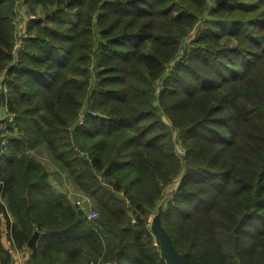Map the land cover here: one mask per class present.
Returning <instances> with one entry per match:
<instances>
[{
    "label": "trees",
    "instance_id": "16d2710c",
    "mask_svg": "<svg viewBox=\"0 0 264 264\" xmlns=\"http://www.w3.org/2000/svg\"><path fill=\"white\" fill-rule=\"evenodd\" d=\"M0 72V264H264V0H0Z\"/></svg>",
    "mask_w": 264,
    "mask_h": 264
},
{
    "label": "water",
    "instance_id": "95a60500",
    "mask_svg": "<svg viewBox=\"0 0 264 264\" xmlns=\"http://www.w3.org/2000/svg\"><path fill=\"white\" fill-rule=\"evenodd\" d=\"M222 0H216V2H220ZM0 103H1V94H0ZM72 140L73 144L75 145L76 148L79 150H83L81 145L78 143L74 131H72ZM78 213L80 215L84 214V211L80 208L77 209ZM161 214V206H158L157 213L151 218L150 222V228L152 229L154 236L156 238V242L160 247V250L162 252V255L164 256L166 263L167 264H186L185 262V254L179 253L164 227L161 225L159 221V216ZM38 237L37 231L34 229L29 241H28V246L29 247H34L36 239Z\"/></svg>",
    "mask_w": 264,
    "mask_h": 264
},
{
    "label": "built area",
    "instance_id": "2783aa9c",
    "mask_svg": "<svg viewBox=\"0 0 264 264\" xmlns=\"http://www.w3.org/2000/svg\"><path fill=\"white\" fill-rule=\"evenodd\" d=\"M24 7L25 6L22 4V1H20L18 6H17V13L20 14V10H23L24 18H23L22 24L19 21L18 33L22 32L24 30V21L27 19V15H26V12L24 10ZM19 18L21 19V16ZM20 46H21V39L19 38L15 42V44L13 45V52L16 53L17 50L20 48ZM3 90H4V93L7 91L6 86H3ZM3 102H4V97H1L0 112H3L2 120L4 118H7L9 121H12V115H9L8 113H6L7 108ZM73 202L77 208H80L84 211L83 215H85V218L87 220H91L98 215L97 210L92 207V202H91V199L89 197L82 195V194H77V197Z\"/></svg>",
    "mask_w": 264,
    "mask_h": 264
},
{
    "label": "rangeland",
    "instance_id": "374dc122",
    "mask_svg": "<svg viewBox=\"0 0 264 264\" xmlns=\"http://www.w3.org/2000/svg\"><path fill=\"white\" fill-rule=\"evenodd\" d=\"M21 14V15H20ZM20 14L19 13H16L15 15L19 18L20 16H21V19L19 18V21H21V24H22V22H23V18H24V15H23V10H20ZM192 36H193V34H191V36H190V39L189 40H191L192 39ZM188 40V41H189ZM4 77H5V74L3 73V72H0V94H1V97H3V94H4V90H3V86H5V84L3 83V79H4ZM2 117H3V112H0V129L2 130V128H3V126H4V124H6V123H4L3 122V120H2ZM13 122V121H12ZM1 130H0V132H1ZM1 135V134H0ZM43 156L42 158H40V156ZM38 158L40 159V161H42L44 164H46L47 166H50V165H48V162H47V159H46V157H45V154L44 153H41V154H38ZM52 167H54V165H53V163H52ZM53 178V179H52ZM50 180H51V182H52V186H53V189L56 191V193H58L59 192V195H61V194H64L63 193V191L62 190H68L67 191V193H68V197H67V200H72V201H74L75 199H76V197H77V194L76 193H74L73 192V190H71V187H70V185L67 183V181L64 183L63 182V180L61 179V182H60V179H58L57 177H54V176H51V178H50ZM176 179L173 181V182H175L176 183ZM174 183V184H175ZM63 185V186H62ZM67 186V187H66ZM168 191H166V189H165V195H163V198H162V200H161V203H162V201L164 200V198L166 197V196H168ZM65 195V194H64ZM159 206H161V204L159 205ZM162 207V206H161ZM95 209V208H94ZM157 212H155V213H152L151 215H150V218H149V221L151 222V218L156 214ZM98 216V215H97Z\"/></svg>",
    "mask_w": 264,
    "mask_h": 264
},
{
    "label": "crops",
    "instance_id": "0c3cea01",
    "mask_svg": "<svg viewBox=\"0 0 264 264\" xmlns=\"http://www.w3.org/2000/svg\"><path fill=\"white\" fill-rule=\"evenodd\" d=\"M24 10H25V7H24ZM50 170H55V169H53V168H51L50 167ZM52 172V171H51ZM51 176H54V177H57L58 178V176L55 174V173H53V174H50V178H51ZM53 179V178H52ZM59 179V178H58ZM61 182V181H60ZM66 182V180H64V183ZM62 183V182H61ZM63 186V185H62ZM67 187V186H66ZM63 192L65 191V190H62ZM59 193V192H58ZM64 194L65 195H62L61 194V196H64L65 197V199H66V201H69V202H71V203H73V201L72 200H67V197L69 196L68 195V193L67 192H64ZM60 196V197H61ZM62 198V197H61ZM1 240H2V242L7 246V245H11L10 244V241L8 240V239H6V235L5 234H3L2 236H1ZM13 252V254H14V263L13 264H23V261H24V258H25V254L23 253V252H21V251H18V250H14V251H12Z\"/></svg>",
    "mask_w": 264,
    "mask_h": 264
}]
</instances>
